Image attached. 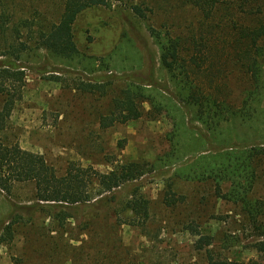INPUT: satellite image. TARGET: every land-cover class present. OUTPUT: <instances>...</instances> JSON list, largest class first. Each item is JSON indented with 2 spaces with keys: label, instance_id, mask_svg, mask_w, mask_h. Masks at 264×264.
<instances>
[{
  "label": "trees",
  "instance_id": "obj_1",
  "mask_svg": "<svg viewBox=\"0 0 264 264\" xmlns=\"http://www.w3.org/2000/svg\"><path fill=\"white\" fill-rule=\"evenodd\" d=\"M147 1L129 0V7L146 19L145 8L151 10ZM177 1L180 6L195 10L194 23L183 29L163 23L157 27L146 24L165 73L161 84L151 76L144 79L136 74L96 73L107 69L106 56L99 61L79 51L73 34L76 17L92 6H110L108 0H59L57 12L40 10L34 0H0V195L8 198L17 183H31L34 189L32 202H7L11 207L3 216L6 219H0V242L13 238L14 224L34 223L37 214L45 216L47 225L41 233L48 236L67 232L72 221L78 229L89 232L93 218L104 222L112 218L111 227L127 223L141 228L150 218L149 201L140 193L112 206L116 200L114 190L139 175L130 162L99 171L69 161L64 171L57 173L41 153L22 148L11 133V111L26 78L19 59L26 51L38 54L35 50L43 49L53 60L68 66L75 67L81 59L85 60L82 69L91 77L74 79L75 90L99 96L110 94L107 110L98 116L99 127L142 117L153 119L166 112L173 123L167 133L170 150L154 163L174 164V178L211 183L217 199L238 207L235 213L247 230L244 247L253 249L256 256L243 260L233 252H224L232 246L230 239L238 238L235 233L220 237L223 250L212 248L201 233L194 247L204 250L206 264H264V199L253 193L256 181L264 180V144L236 145L230 138L234 135L228 132L229 125L256 117L264 99V0ZM229 65L241 72L247 82L235 95L225 88ZM116 78L124 83L111 91ZM188 120L199 121L203 129L189 126ZM211 138L216 139L217 149L208 147L213 143ZM181 140L195 145L193 150L178 152L177 143ZM161 200L169 208L178 204L172 179L165 183ZM99 208H104L102 214ZM85 215L86 220L82 221ZM183 224L185 230L198 232L199 224L193 219Z\"/></svg>",
  "mask_w": 264,
  "mask_h": 264
},
{
  "label": "rangeland",
  "instance_id": "obj_2",
  "mask_svg": "<svg viewBox=\"0 0 264 264\" xmlns=\"http://www.w3.org/2000/svg\"><path fill=\"white\" fill-rule=\"evenodd\" d=\"M58 1L34 0V5L40 10L57 12ZM108 1L110 6H92L76 17L73 34L79 51L99 61L106 56L107 69L96 73H128L144 79L151 76L163 84L165 73L159 66L157 47L146 24L157 27L163 23L169 28L183 29L195 22V10L180 6L177 0H148L151 10L145 8L148 16L144 19L133 13L129 0ZM35 51L38 54L26 51L19 59L26 73L25 86L10 115V130L19 145L41 153L57 173H62L69 161L99 171L130 162L139 175L114 190L116 200L112 206H119L121 201L140 193L149 201L150 218L145 228L127 223L111 227L112 218L106 222L93 218L89 232L78 229L72 221L67 232L62 235L53 232V236H48L41 233L46 229L47 220L37 214L34 223L14 224L13 238L0 242V264H114L117 261L120 264H206L204 250L194 247L198 233L209 239L212 248L220 250H223L220 237L235 233L238 238L230 239L232 246L224 252L230 255L233 252L243 260L256 256L253 249L244 247L247 230L235 213L238 207L217 199L211 183L174 178L171 175L174 164L156 166L154 163L170 150L167 133L173 123L166 112L153 119L142 117L101 128L98 116L107 110L110 94L99 96L73 88L74 79L91 77L82 69L85 60L81 59L75 67L68 66L53 60L43 49ZM226 72L225 88L235 95L246 86V78L231 65ZM56 75L60 78H55ZM222 77L219 76V81ZM113 81L111 91L124 83L118 78ZM170 87L173 89L171 84ZM144 107L149 108L148 103ZM187 122L189 126L203 129L199 121ZM228 132L234 135L230 138L236 145L264 144V99L256 117L229 125ZM211 139L213 143L208 147L217 149L216 139ZM177 146L178 152H188L195 145L181 140ZM169 179L173 180L179 198L172 208L161 200ZM33 191L31 183H17L8 198L0 195V219L11 207L7 202H32ZM253 193L264 199V180L256 181ZM103 209L98 211L102 214ZM190 219L199 224L198 232L184 229L183 223ZM2 226L0 223V233Z\"/></svg>",
  "mask_w": 264,
  "mask_h": 264
}]
</instances>
